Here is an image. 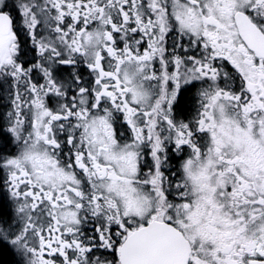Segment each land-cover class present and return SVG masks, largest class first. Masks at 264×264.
<instances>
[{
	"label": "snow or ice",
	"instance_id": "snow-or-ice-1",
	"mask_svg": "<svg viewBox=\"0 0 264 264\" xmlns=\"http://www.w3.org/2000/svg\"><path fill=\"white\" fill-rule=\"evenodd\" d=\"M0 264H264V0H0Z\"/></svg>",
	"mask_w": 264,
	"mask_h": 264
}]
</instances>
